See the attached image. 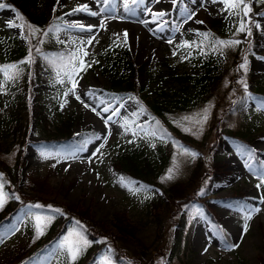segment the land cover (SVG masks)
Listing matches in <instances>:
<instances>
[{"label": "rangeland", "instance_id": "374dc122", "mask_svg": "<svg viewBox=\"0 0 264 264\" xmlns=\"http://www.w3.org/2000/svg\"><path fill=\"white\" fill-rule=\"evenodd\" d=\"M28 3L30 12L45 16L47 22L28 21L41 29L30 37L31 44L21 39L20 28L7 26L9 21L21 24L13 8L0 10L1 35L26 48L25 57L34 46L35 57L31 66H20L23 72L14 81L4 83L0 73L4 85L0 89V173L6 181L4 191L20 197L9 200L0 211V264H73L60 247L73 229L92 242L75 264H102L113 251V239L119 237L129 246L120 254L125 264H264V204L259 199L264 186L256 188L260 181L254 174L264 166V3L250 0L252 12L244 18L252 21L250 37L236 34L243 14L229 15L223 4L213 0H182L175 6L171 0ZM84 3L93 11H107L95 17L84 12L66 15ZM159 11L166 15L155 19L152 13ZM193 11L194 18L187 20ZM101 20L105 28L92 33L66 29L73 22L87 26L99 25ZM50 25L59 31L43 37L45 43L40 44ZM199 33L212 35L205 39ZM23 34H29L26 26ZM92 35L96 36L92 45L81 43ZM213 38L242 43L214 52ZM185 41L192 47H181ZM36 47L44 55L36 53ZM77 48L88 51L83 59L91 67L75 77L76 95L95 111L85 108L76 95H64L71 83L67 77L65 83H57L56 70L46 59L67 56ZM5 49L1 43L0 65L13 64ZM120 55H127L133 64V75L126 78L131 91L115 84L117 78L108 68L107 57ZM245 57L247 71L239 68ZM204 73L208 80L200 81ZM141 101L164 107L161 119L171 137L151 134L144 125L148 116L140 111ZM11 107L28 111L25 130L11 120ZM204 109L207 120L200 131L199 125L193 127L182 119L199 118L196 114L203 115ZM109 116L111 121L105 124ZM65 123L70 132L61 133ZM125 123L130 126L127 130ZM182 127H192V132ZM68 136L73 138L67 140ZM183 140L197 156L183 154L173 143ZM102 143L100 155L96 149ZM130 153L141 165V175L136 174L134 163L133 168L124 163ZM218 161L228 173L224 178L215 175ZM174 166L178 170L173 178L162 179ZM174 185H182L179 193ZM133 187L139 191L130 190ZM204 203L218 215L219 224L206 217ZM36 204L43 207H30ZM245 206L261 209L247 221V231L246 214L241 211ZM67 209L80 214L72 216ZM36 215L53 217L38 239ZM122 215L131 233L122 234L114 225Z\"/></svg>", "mask_w": 264, "mask_h": 264}, {"label": "snow or ice", "instance_id": "6c2138e0", "mask_svg": "<svg viewBox=\"0 0 264 264\" xmlns=\"http://www.w3.org/2000/svg\"><path fill=\"white\" fill-rule=\"evenodd\" d=\"M59 3V0H57ZM105 3H108L109 0H104ZM139 0H132V3H138ZM157 3L160 2V0H156ZM172 4L175 6L179 3L182 2V0H171ZM260 3H264V0H259ZM96 3L99 4L100 0H96ZM213 3H221L224 5L223 11H227L229 15H240L242 13V18L239 21V25L236 28V34L239 33H245L246 36L250 37L252 35V28L249 26L252 21L249 18L248 20H245L244 18L249 17L250 13L252 12V6L250 3V0H213ZM6 8H12L10 4L2 3L0 2V10L6 9ZM13 11H16L14 8L12 9ZM107 9H101L100 11H93L87 3L84 4H79L77 7L73 8L70 12L66 13V15H75L79 12H84L87 13L90 16H98L101 15L102 12H106ZM125 11H128V4L125 2ZM150 11V10H149ZM187 11V8L185 9ZM153 17L155 19H159L160 17H163L166 15L165 12L159 11V12H154L152 13ZM196 13L193 11L187 16V20H191L194 18ZM17 16L24 21L23 16L17 12ZM114 18V17H113ZM187 20L185 22H187ZM197 23H203V21H196ZM147 23V22H145ZM8 27H18L21 30V39H25L29 41V44H31V39L30 37H36L37 34L41 32V29H39L37 26L32 25L31 23L24 21L21 24H16L14 21H9L7 23ZM25 26L28 29V35H24V28ZM255 27L260 28L261 25L259 23L255 24ZM100 28L104 29L105 24L104 20H101L99 25H84L80 23H70L67 24L66 29H78L81 32H89L92 33L94 29ZM58 32L59 28L56 25H50L47 30L43 31V36L40 38L39 43L43 44L45 43V40L43 37H47L49 33L51 32ZM117 38H119V34H116ZM124 37H127V31L123 33ZM199 35H202L205 37V39H208L209 36L212 34L210 33H199ZM59 39V37H57ZM96 39L95 35L90 36L87 41H81V43H87L88 45H92L93 41ZM60 43H65V41H60ZM168 43H172L171 40L168 41ZM242 43L241 40L238 39H219V38H213L212 41L210 42V47L212 51H219L222 48H226L229 46H235L239 45ZM203 44V41L201 42ZM33 47L30 46L28 49V55L21 61L13 64H7V65H0V73L3 74L4 77V83H7L8 81H14L19 78L20 74L23 72V69L20 67L21 65H29L31 66L33 63H35V57L33 56ZM181 47H192L191 44H189L187 41L184 42ZM36 53L44 55L41 48L36 47L35 48ZM82 52V56H81ZM176 53H173L175 55ZM207 54V53H204ZM220 54L222 55L223 52L220 51ZM89 55L87 50H82L80 48H77L73 52L69 53L67 56L63 54H57L54 57H46L48 60L50 66L56 70L57 73V83H65V80L63 77H67L68 82L71 83V87L68 89V92H65L64 95L67 96L69 93H72L73 95H76V88L78 86V80L75 79V77L79 76V73L86 70L87 67H91V64L88 63L83 57H87ZM188 57H184V59H187ZM240 69H243L244 71H247V58H244V62L239 65ZM244 85L245 88H247V84L244 80L239 81ZM3 84H0V89L3 88ZM76 99L80 100V102L84 105L85 108H91L92 111H95V108L89 105L88 103H85L80 95H76ZM64 103H67L65 100ZM64 105L62 104L61 107ZM261 107H264V104H261ZM108 108H105L104 111H108ZM115 112V110H113ZM207 109H204V114L199 115V118H195L193 116H185L182 119L189 121L192 123L193 127L199 125L200 127L197 129V131L202 130L203 124L207 120ZM99 115V113H97ZM109 121H111V116H109L105 120V124H107ZM157 125H159V121L156 122ZM125 127V129H129V125L125 123L122 125ZM182 130L185 132H192V127H182ZM111 133L109 132V135ZM138 133L133 132V135H137ZM147 134V133H146ZM152 135H155V133H151ZM99 139V137H97ZM131 142V141H129ZM173 143L177 146L178 149L182 150L183 154L190 155L192 157H195L198 155V153L192 152L190 149L186 148L184 145L179 144L176 141H173ZM154 146V145H153ZM104 147V144H100L96 152L99 153L100 155H103V153L100 151ZM41 155H45V153H41ZM47 158V157H46ZM55 166V165H53ZM250 171L252 170L251 166H249ZM178 170V166H174L173 168L168 169V173L165 177H162V179H172L175 171ZM254 174L257 176V179L260 181L257 185L256 188L260 189L262 186H264V166L259 171L254 172ZM126 178L121 177V183L124 186H127L125 184ZM5 179H4V174L0 173V211H3L6 204L8 203L9 200L15 199L19 200L20 197L15 194L9 195L7 192L4 191L5 187ZM128 184H131L133 182L128 181ZM130 190L132 191H139V189H136L135 187L131 188ZM201 194H203L201 192ZM260 203L264 204V196H261L260 198ZM30 207L32 208H42V205L36 204V205H31ZM50 207V206H49ZM57 213H61L60 209H55ZM246 215H245V224H244V230L247 231V221L251 220L252 215L255 213H258L261 211V209L257 206H252L251 208L245 206L243 209H241ZM62 214V213H61ZM53 219V217L49 216L47 218L41 216V215H36L35 216V221H36V238L38 239L40 236L44 234V228L47 226V224ZM42 221H44L42 223ZM19 229H15L14 231H18ZM0 242H3V238H0ZM92 242L88 241L82 234V232L73 229L71 230L67 236L64 237L63 241L61 242L60 247L64 248L65 251L67 252L70 260L75 264V261L79 258L80 255L83 254V252L86 250L88 246H90ZM229 249L236 247V245H228ZM206 251V250H205ZM27 264V262H25ZM102 264H114L112 259L108 256H105L103 258Z\"/></svg>", "mask_w": 264, "mask_h": 264}, {"label": "trees", "instance_id": "16d2710c", "mask_svg": "<svg viewBox=\"0 0 264 264\" xmlns=\"http://www.w3.org/2000/svg\"><path fill=\"white\" fill-rule=\"evenodd\" d=\"M3 3L5 2L6 4H10L15 10L16 13L19 12L23 18L24 21H31L34 20L37 24L40 23L42 25H46V17L45 16H38L35 13H31L30 9L31 6L28 3V0H2ZM17 20H19L21 23H23L24 21H22L18 16H17ZM1 43H4V47L7 48V50L5 49V54H7V58H10V62L14 63V62H18L20 60H23L25 58V54H26V48L21 47L16 45L15 43L11 42L9 40V37H7V35L5 37H3L0 33V45ZM8 52V53H7ZM4 54V55H5ZM109 59L108 63V68L111 70L112 74L116 76L117 80L116 83L117 85H119L120 87H123V90H130V88L132 87L131 82H129V80H127L126 78H131L133 74H131L130 72H133V64L130 62L129 59H127V55L124 56H115L112 59V56L107 57ZM122 72V73H121ZM208 73V72H207ZM207 73L201 74V76H199V80L203 81L205 79H207ZM210 76V75H209ZM208 80V79H207ZM208 83V81H207ZM203 87L206 88L207 85L206 83H203ZM131 91V90H130ZM141 105V110L143 112H145L148 116V119L146 121V125L151 126V129L158 135V136H162V137H166L169 138L171 137L169 134V129L167 126H165L163 123V120L161 119L162 115V110H164V107H162L161 105H154L153 107H150L146 104H143V102L141 101L140 103ZM25 108V107H24ZM9 112L12 115V121L17 122L18 125V129H26V125H27V120H28V111H26V109H23L22 107H20L19 109H16L15 107H11L9 109ZM157 121H159V125H157ZM66 128V129H64ZM61 133L64 132H70V126L68 125V123L64 124V127L60 129ZM179 144L185 145V146H189L188 141H181L179 142ZM131 157V158H130ZM128 158V159H127ZM125 160H127V162L124 161L125 164H128L129 166H131L133 168V164L135 166V170L137 171L136 174L141 175L142 170H140L141 165L136 161V159H134L133 153L130 155L128 154V156L125 158ZM224 166L223 163L221 161L217 162V168H216V172L215 175L216 177H221L224 178L226 177V175L228 173H226L223 170ZM192 175H195V173H192ZM182 185H177L173 187V190H175L177 193H179L181 191ZM190 199V198H189ZM183 200V202L189 203L191 200ZM204 210H206V213L210 215L211 220H213L216 223H219V219L216 213H214L213 209H210L209 206L204 203ZM208 210H207V209ZM211 210V211H210ZM66 211V209H65ZM71 212L72 216L75 215H79L80 213H73L72 210L67 209V213ZM215 215V216H213ZM218 220V221H216ZM117 226V228L120 230V232L123 233H131V229H129L128 224L125 223V218L124 216H118L116 218V222L115 224ZM125 239L124 237H119L118 239H116L117 243L115 242V239H113V251L110 254V257L112 259V261H116L118 264H125L126 260H123L122 257H120L121 254V250L125 251L128 250L129 246L126 245L125 242H122V240ZM115 243V245H114ZM118 244V245H117Z\"/></svg>", "mask_w": 264, "mask_h": 264}, {"label": "bare ground", "instance_id": "6f19581e", "mask_svg": "<svg viewBox=\"0 0 264 264\" xmlns=\"http://www.w3.org/2000/svg\"><path fill=\"white\" fill-rule=\"evenodd\" d=\"M85 18H86V17H85ZM84 23H85V22H84ZM203 205H205V204H203ZM209 208H210V207H209ZM209 208H208V209H209ZM206 209H207V208H206ZM208 209H207V210H208ZM210 209H211V208H210ZM210 211H211V210H210ZM211 214H212V213H211ZM212 215H213V214H212ZM213 216H215V215H213ZM215 217H216V216H215ZM216 218H217V217H216ZM216 221H218V220H216Z\"/></svg>", "mask_w": 264, "mask_h": 264}]
</instances>
